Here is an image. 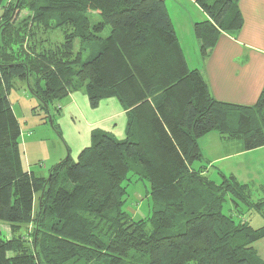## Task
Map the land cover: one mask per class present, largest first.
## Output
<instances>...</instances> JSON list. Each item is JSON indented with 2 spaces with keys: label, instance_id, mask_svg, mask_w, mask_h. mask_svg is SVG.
Wrapping results in <instances>:
<instances>
[{
  "label": "trees",
  "instance_id": "obj_1",
  "mask_svg": "<svg viewBox=\"0 0 264 264\" xmlns=\"http://www.w3.org/2000/svg\"><path fill=\"white\" fill-rule=\"evenodd\" d=\"M238 1L196 0L208 15L192 26L202 57L220 33L241 28ZM4 4L10 8L0 19V264H264L252 245L264 226L253 229L222 210L231 194L233 203L264 218V196L254 201L233 176L219 172L216 182L192 166L202 159L199 139L212 131L246 150L264 146V86L252 105L216 100L189 67L164 0ZM21 9L31 14L17 23ZM89 13L99 21L91 24ZM28 29L34 38L25 40ZM55 29L59 42L51 40ZM15 79L57 133V104L70 92L84 91L91 106L114 97L126 111L125 137L95 130L76 161L68 154L46 176L35 173L26 166L8 97ZM135 178L149 185L152 213L143 219L123 208ZM30 223L28 244L14 233Z\"/></svg>",
  "mask_w": 264,
  "mask_h": 264
},
{
  "label": "crops",
  "instance_id": "obj_2",
  "mask_svg": "<svg viewBox=\"0 0 264 264\" xmlns=\"http://www.w3.org/2000/svg\"><path fill=\"white\" fill-rule=\"evenodd\" d=\"M164 1L186 61L190 68L199 70L211 95L222 102L254 104L264 86V0H239L243 18L241 28L234 33H220L215 46L204 57L199 53L192 26L208 19V15L196 0ZM187 37L192 39L190 55L183 45ZM57 105L60 107L54 116V124L65 145L58 152L60 159L65 154L76 159L79 152L90 145L95 130L109 132L117 139L125 137L126 111L114 97L103 98L96 106H91L85 92L75 90ZM33 137V134L21 131L25 163L29 162L27 145ZM199 145L209 168L212 166L217 171L231 174L238 181L253 185V192L261 193L264 187V146L246 150L240 140L226 139L215 131L204 135ZM262 226L264 223L252 227L258 229Z\"/></svg>",
  "mask_w": 264,
  "mask_h": 264
},
{
  "label": "rangeland",
  "instance_id": "obj_3",
  "mask_svg": "<svg viewBox=\"0 0 264 264\" xmlns=\"http://www.w3.org/2000/svg\"><path fill=\"white\" fill-rule=\"evenodd\" d=\"M9 8H10L9 4H4V6L0 7V19L2 18L3 14H6L9 12L8 11ZM17 13H18L16 15L17 23L22 22L23 20L28 18L31 14L27 9H21ZM12 15H14V11ZM88 15H89V20L91 24L96 23L100 19L97 13H89ZM25 24L26 26H28L29 21H26ZM29 29L31 32V27ZM29 29L25 32V38H24L25 40L28 39V37L29 38L32 37V35H30V33L28 32ZM107 34H108V29L105 28L101 36L104 37ZM41 35L39 34L38 36V33H36L35 36H37L38 39L43 40V38L45 37ZM50 36H51L52 41L59 42L61 38V32L59 29H55L51 31ZM183 45H184L186 53L190 55V50L193 49L192 39L187 37L186 40H183ZM88 52H89V49H87L84 52V57L88 55ZM14 81H15L14 86L10 90L8 97L11 101L12 108L19 120L21 131L28 133V135L33 134L34 136L31 143L27 145L28 150L26 152L27 153L26 155L29 157L28 158L29 162L26 163V166L28 165V167L31 168V170L35 171V173L46 176L48 174L49 169L53 165H55L61 159L67 156V154H65L61 159L58 156L59 150L61 149L63 150L65 145L62 143V139L58 137L57 132L51 127L50 119L48 118V116H46L47 114L44 113L43 109L37 106L38 102L35 96L31 95L28 92L25 82L20 79H15ZM50 109H52V106L50 107ZM37 122L39 123L41 122L40 126H38L39 123ZM226 139L234 140V138H226ZM200 149H201V146H200ZM76 159H73V161H76ZM192 166H194L195 168L202 166V168H204V173L207 176H209V178L213 179L216 182L220 181L219 172L226 176L231 175V174H226L223 171H219V170L217 171L211 165H210L211 168H209L208 164H206V161L203 155H202V159L199 161H195ZM234 179L240 184H245L247 186L246 189H248L247 191L250 193L254 201H256L255 199L258 198L260 195L262 197L264 196V187L261 188V193L257 194V192L256 193L253 192L254 191L253 185L248 184V183H242L238 181L236 177H234ZM123 183H126V182H123ZM126 190H127V193L125 195V202H124L123 208L130 215V217L133 219H143V218H147L148 216H150L152 213V203L148 195V191H149L148 183L135 178L133 181L127 184ZM233 202L234 201L232 199L231 194H227L225 201L223 202L222 210L226 214L231 213V215L233 216V219L236 222H241L245 224L250 223L254 227H257L264 223V218L260 216L257 211L243 205L241 202H238V204H235ZM34 209H36V204H35ZM252 226L250 227L253 228ZM148 228H149V225H148ZM2 230H3L4 235L7 238H11L12 231L8 224H3ZM32 230H33V224L30 223V224L20 227V229L16 231L14 234L19 235V237L27 241V243L29 244L31 243V240H32V237H31ZM263 238L264 237L254 241L252 245L255 246V251L258 254V256L264 259V239Z\"/></svg>",
  "mask_w": 264,
  "mask_h": 264
}]
</instances>
